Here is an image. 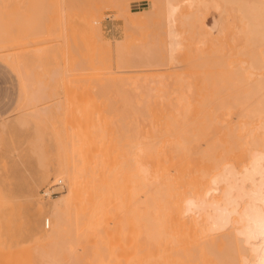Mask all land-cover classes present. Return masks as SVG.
Here are the masks:
<instances>
[{
  "label": "bare ground",
  "instance_id": "6f19581e",
  "mask_svg": "<svg viewBox=\"0 0 264 264\" xmlns=\"http://www.w3.org/2000/svg\"><path fill=\"white\" fill-rule=\"evenodd\" d=\"M187 1V21L183 20L187 23L182 21L187 27L185 38L183 35L186 42L182 40L186 53L182 84L179 80L181 91L173 97V92L168 91L172 99L167 91L163 93L159 88L156 89L161 93L154 92L155 88L153 92L150 89L151 93L133 90L129 82L130 90L136 91L132 93L128 86L124 87L129 79L113 82L116 87L128 89L130 97L137 94L139 100L136 96L134 100L139 103L138 107L128 103L134 108L133 116L137 117L134 127L126 124L128 122L123 124V118H119L123 114H119V120L109 119L108 113L114 107L110 108L107 100L108 103L102 101L101 91L85 92L81 82L76 84L82 78L87 79L84 75L91 80V73H115L112 68L114 49L102 34L101 14L111 7L124 15L125 39H130L127 43L130 44L133 40L130 0L64 2L65 8L76 17L72 31L81 39L87 36L92 52L86 61L68 57L65 62L64 80L69 102L66 112H71L68 121H62L64 113L51 116L39 113L38 116L36 129L52 140L57 153L50 151L40 159L33 179L25 187L27 222L15 237L19 242L26 230L31 233L27 238L32 244L19 246L17 241L14 244L9 240L14 228L11 219L14 201L10 191L0 184V264H79L75 247L89 246L88 241L93 238H104L114 214L111 209L124 202H133L138 223L137 241L131 247L122 245L121 251L129 264H201L202 256L209 260L204 259L202 264L210 261L212 264H264V0H223L222 8L219 4L222 0H211L226 18L223 19L225 26L220 27L223 35L218 34L219 40L211 36L205 22L204 9L209 0ZM164 9L167 14L168 9L166 12ZM177 26L172 28L177 29ZM196 36L202 37V45H195L201 40H196ZM170 37L172 41V35ZM126 40L115 49L114 61L117 66L126 65L131 71L138 57H134L137 51L131 56L132 43L127 45ZM160 41V57L156 54L157 43L156 51L150 47L144 49L148 50V55L143 50L138 61L150 64L149 61L156 59L155 53L166 62L168 58L162 50L169 49L174 40ZM2 45L0 50L4 51ZM126 50L131 53L127 54ZM4 53L0 56L9 63L10 55ZM21 64L16 62L17 70L25 75L27 70ZM51 71H47L48 74H57L56 68ZM136 82L133 88L137 85L135 88L140 89L147 83L139 86L141 82ZM108 87L110 85L105 83L101 90L104 92ZM123 92L120 93L124 96ZM127 92L122 101L133 102L126 96ZM130 107L127 109L131 112ZM96 111L105 112L99 121L94 118ZM61 139H69L67 148H60ZM96 139H105L100 154L95 150ZM121 139H136L133 164L129 143L123 150ZM94 150L100 155V158L97 155L99 160L93 161ZM54 177L60 182L67 178L69 189L59 191L58 196L45 204L37 198L38 190ZM34 205L38 206L36 210H33ZM42 212L47 213V220L50 226L52 224L46 232L35 228ZM196 255H202V259L191 263Z\"/></svg>",
  "mask_w": 264,
  "mask_h": 264
},
{
  "label": "rangeland",
  "instance_id": "374dc122",
  "mask_svg": "<svg viewBox=\"0 0 264 264\" xmlns=\"http://www.w3.org/2000/svg\"><path fill=\"white\" fill-rule=\"evenodd\" d=\"M66 1L67 0H0V42H2L0 43V45L3 44L2 46H4V51L2 49L0 50V52L3 54L6 51V53L8 52L6 55H10L9 63L5 62L4 58L0 56V184L6 187L13 196L14 206H13V213L11 214V219L13 221L14 228H12L10 232L9 240H13L14 244L17 241L16 240L17 238L15 236L16 235L18 236V230L22 226L25 227V224L27 222L28 205L25 204L26 184L33 179L34 173L39 167L40 159L45 154L50 153V151H52L53 154L57 153L53 150L54 146L52 140L49 139L48 136L43 135L42 130L36 129V125L40 121V118L38 116L41 114L46 116L49 115L51 116L54 113L57 114L64 113V115H62L63 116L62 121L64 122L68 121L69 117H71L70 115L71 112H66L68 111L67 105L69 104V102L67 100V90L65 87V80H64L66 78L65 62L69 60L67 59L68 57H73L80 61H86L88 60V57L91 56V52H92L90 46L91 44L87 40L88 38L86 39L87 36L86 37L83 36V39H81V37H77L72 31L73 29L72 27L75 25L74 19H76V17H74L71 14V12H69L65 8L64 2ZM162 1L164 0H152V1L130 0V8L132 10L131 16L133 20L132 22L133 23L135 22V24L132 23L133 27L131 32L132 34L133 33L134 34L133 35L131 34V37L133 39L130 42V44L132 43L131 45L127 44L130 41V39L129 41L125 39L127 24L125 18L123 17L124 15H122L120 11H116L111 7L105 8L101 14V16H103L101 18L102 34L104 36L105 41L110 43L112 48L114 49L112 51L113 52L112 68H114L113 70L115 73L107 74L106 72L104 73L101 72L102 75L101 73H97V72L95 73L96 75L91 73V75H94L92 76L93 79L90 74L89 76L91 80L88 78V75H84L83 77H86L87 79L82 78V80H79V82H76V84L77 83L79 84L81 82V85H83L81 86L82 89L86 88L84 90L85 92H87L88 90L101 91L102 96L104 97L103 98L104 100L102 101L107 100L108 102L111 103V106L110 104L107 105L110 106V108L114 107L110 111L111 113L109 112L108 113L109 115L107 114L109 119L117 120L118 117L123 114V117L121 116L119 117V118H123L121 119L123 124L128 122L126 124L130 123L131 126L133 127L135 126L137 122L135 119L136 116H133L134 112L132 113V111L134 108L132 109L130 107V104L133 105V107H138L137 105H139V103L137 104L136 101L139 99L137 98V94H133L136 96L134 97L137 99V100L135 99L136 100L135 101L134 97L132 96L130 97L129 95L130 92L129 93L127 92L128 89L127 90L124 89V87L125 88L129 87V85H127L129 82L131 83L132 86L131 88L133 90L138 89V91L140 92L144 91V93H147V91L149 92L150 89L151 92H153L156 88H159V90L163 91V93H165L166 91L173 92L171 93L172 96L173 94H177L178 92H180L182 89V88L180 89L181 85H179V80L181 82L180 84H182L183 81L182 79L185 73L184 70L185 60L183 59H185L184 56L186 53L185 51L186 45L184 44L186 42V39L184 40L185 38L184 29L187 27V24L186 25L183 24L185 22L183 20L187 21L186 19L187 12H185V10L188 11L187 9L188 7L186 6L188 4V1L165 0L163 4ZM222 2L223 0L219 4L221 5ZM208 3H209L208 6L205 7L206 9H204L206 12L203 10V8H202V12L204 11L205 12L204 14L207 16V17L205 16L206 17L205 22H207L206 23L207 28L209 29L210 27L209 30L211 32V36L214 38L216 37V39L219 40L217 37H219L218 36L219 33L221 34L220 27L222 26L221 27L222 29L225 26L226 18L224 17L225 16L224 14L223 16L220 13L221 12L219 10L220 8L213 5L215 2L209 0ZM164 4L165 7L167 6L166 9H164L165 8ZM222 5L220 6L221 8L223 7ZM225 7L229 9L228 6ZM163 9L165 10V12L168 9L167 12L168 11L169 12L166 14L164 13ZM228 11H230V9ZM133 12H135L136 14L133 15L134 14ZM161 12H163L164 14L161 15L162 14ZM184 12L185 14L183 15ZM119 13L121 14L119 15ZM166 15H167L166 21L169 18L168 19L169 21L167 22L164 20V17ZM182 15L183 16L186 15L184 19H182L183 18ZM171 18L173 22L175 19H177L178 22L177 20H175L176 23L170 22ZM78 21L81 22V19H78ZM223 21L225 22L224 25H223L224 23ZM161 25H163V27ZM176 26L177 29L172 28ZM133 28L134 29L136 28L135 31ZM169 28L172 31H170ZM170 32L172 34H170ZM171 35H172V41L174 40L173 41L174 43H172V45L175 46L171 48L172 45H170L171 47H168L169 49L166 50L165 49L166 47L164 48V45H161L162 46L161 48L165 49V50L163 49L162 52L164 53L165 57L168 58L166 62L165 61L162 62L161 61L162 58H159L161 50L158 45L161 42L160 41L161 39L165 40L163 41V43L172 42L170 41ZM222 35L223 34H221V36ZM168 36L170 39H168ZM160 37L161 39L159 40ZM197 38L199 37L196 36V40ZM179 39L181 42L179 41ZM125 40L127 41L126 44L130 45L129 47L132 46L131 48L129 47L128 48L132 52L131 56L135 54L134 57L135 58L138 57L136 59L138 60L141 59L142 57L141 54L143 55V52L145 51L144 49L150 47L152 49L154 48L155 50L156 49L155 47L157 46L158 48L156 49L157 50L156 54H158L159 57L154 53L156 59H152L151 61H149L150 64L147 62L146 65H143L145 63L136 60V62L137 61L140 62V65L139 66L136 65L137 63L135 62V65L133 64L134 65L133 68L131 67V71L130 68L127 67L126 65L125 67L123 66L124 68L117 66L116 62L114 61L116 59L114 52L115 49H118L117 46L123 45V42ZM176 40L178 41V43ZM182 40H184L185 42ZM199 40L200 41L198 42L200 44H195V45H202V41H203L202 37L199 38ZM155 44H157V46ZM127 45H125L124 48H127ZM124 50L125 49H123V52ZM130 51H127V54H129ZM133 51H137V53H134ZM3 55H5V53ZM151 55L152 53L150 54V57ZM153 60L157 61V63L152 64ZM164 60L166 59L164 58ZM19 61L20 63L22 62V64H24L23 69L27 70L26 71L27 73L25 75H21L17 70L16 62ZM180 61L183 62L181 63L182 65L180 64ZM158 64H161L162 66ZM135 66L138 70L134 68ZM126 67L128 70L125 69ZM146 67L148 68V70L146 69ZM55 68L57 69V74L56 72L53 75L48 74L47 71L50 70V72H52L51 70ZM120 69L121 71L123 69L126 72L125 71L118 72V70ZM134 69L136 70L134 71ZM156 76H158V78ZM159 77L162 80L159 81ZM121 79L122 80L129 79L131 81L126 80L125 83L126 85L122 88L114 86L115 83L113 82L114 81L118 82ZM136 80L137 82L140 80L141 83L140 82L138 83H140L141 85L138 84ZM133 81L136 82L139 86H142V84H144L145 82L147 83L149 82L148 84L146 83L147 85L146 84L144 85L146 86L153 85V87L152 86L144 87L143 85L142 88L140 87L139 89V88H135L137 86L136 85L134 89L133 86L135 85V83ZM176 82L179 85V89H178V85L175 86ZM99 83H101V85ZM105 83H108L110 87L105 88L104 91L105 93H104L101 90V86H103ZM161 83L162 85L163 84L166 85L162 86ZM156 85L159 87H156ZM153 88L155 89L152 90ZM132 89L130 90L129 87V91H132V93L137 91V90L133 91ZM24 90L26 91L25 94H24ZM123 90L125 93L126 92L128 93L126 94V96L129 97V99L132 98V101L134 100L136 103L134 101L126 103L124 100L123 102L122 99L124 98L122 97L125 96V93L123 92L124 96L120 93ZM159 90L156 89L154 92H157ZM84 91L82 90V94L84 93ZM169 92L166 94L167 96L170 97ZM128 103L130 104L128 105ZM123 105L124 107H122ZM129 107L131 109V112L129 109H127ZM96 112H95L96 116H94L95 113L93 114V116L94 118L97 117L96 120L99 121L100 117L102 116V114H105V112L104 113H102L101 111H96ZM112 112L114 113L112 114ZM129 112L132 114L129 115L128 114ZM67 113L69 116L66 117ZM68 140L69 139H61L60 148H67ZM104 140L105 139H96V144H95L96 148L95 146L94 148L98 153L102 152L103 146L105 145ZM127 142L129 143L130 146V153L132 155L131 158L133 164L134 163L133 158L135 156L134 153L135 149L133 150V148H135V145L133 147V144L136 143V139H121L120 143H121V148L123 150ZM95 150L93 152L94 155L97 153ZM99 154H96L95 157L93 155L94 157L93 161L99 160L100 158ZM58 155L61 156V153H58ZM97 155H99L98 156L99 158L97 157ZM62 180H63L62 184L64 185V188L60 187L56 190L65 192L69 189V181L65 177ZM59 182L60 181H58L57 177L52 178L49 182H47L46 184H44L39 188L37 198L43 203L48 204L51 200H53V198L58 196L60 192L52 197L44 198L42 195V191L47 186L52 184H58ZM122 204L120 205L117 204L111 209L112 213L114 214L111 215L110 225L109 224L107 225V229L108 228L109 229L107 230L106 233L108 234H105L106 236L104 238H93L91 241H88L89 246L87 245L83 246L80 244L75 247L74 253H77L79 255V259H80L79 264H100L102 262H105L106 264H129L128 262L129 260L126 257V254L123 253L121 250L124 246L131 247L137 241L138 234L136 232H138V230L136 228L138 226V223L134 218L135 207L133 205V202L132 203L124 202L123 204L124 206ZM37 207H38L37 205H34L33 210H36ZM129 210L130 212L128 213ZM114 211L118 213V215ZM123 215L125 216L123 217ZM47 218L48 215L45 212H42L41 214L38 215L35 222V228L37 231L40 230L42 232H46L50 230L52 224L50 228H46L45 226V221L47 220ZM117 222H119V224L123 223L122 228L119 227V224ZM111 224H114L115 226ZM126 226L128 228L126 229L127 232L125 230ZM116 227L118 229H116ZM112 230L114 231L111 232ZM23 231L24 232H22V237L20 239L21 241L20 240L19 242L17 241L19 243V246L32 244L29 238H27V236L29 237L31 233L26 230ZM119 232H121L120 233L121 235L119 234ZM131 232L133 233L131 234ZM122 234L124 235V237L125 236L126 237L124 238ZM85 240L87 241V239ZM98 252H102V253H98ZM201 256L202 255H196L195 256L196 258H193L194 260L195 259L196 260L195 261L191 260V263H198L199 260L202 259ZM202 257H204L203 258L204 260L205 256ZM203 260H201V264ZM205 260L208 259L206 258ZM210 262H208V264H210Z\"/></svg>",
  "mask_w": 264,
  "mask_h": 264
},
{
  "label": "built area",
  "instance_id": "2783aa9c",
  "mask_svg": "<svg viewBox=\"0 0 264 264\" xmlns=\"http://www.w3.org/2000/svg\"><path fill=\"white\" fill-rule=\"evenodd\" d=\"M60 187L64 188V185L62 184V182H59L58 184H52V185L47 186L42 191L43 197L44 198H49V197H52V196L58 194L59 191L56 190V189H58ZM45 226H46V228H49L50 224H49L48 220L45 221Z\"/></svg>",
  "mask_w": 264,
  "mask_h": 264
}]
</instances>
